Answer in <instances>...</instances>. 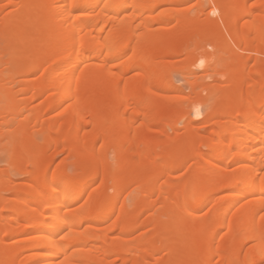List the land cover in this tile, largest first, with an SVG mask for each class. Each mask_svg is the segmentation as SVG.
Segmentation results:
<instances>
[{
    "label": "bare ground",
    "instance_id": "bare-ground-1",
    "mask_svg": "<svg viewBox=\"0 0 264 264\" xmlns=\"http://www.w3.org/2000/svg\"><path fill=\"white\" fill-rule=\"evenodd\" d=\"M0 264H264V0H0Z\"/></svg>",
    "mask_w": 264,
    "mask_h": 264
},
{
    "label": "rangeland",
    "instance_id": "rangeland-1",
    "mask_svg": "<svg viewBox=\"0 0 264 264\" xmlns=\"http://www.w3.org/2000/svg\"><path fill=\"white\" fill-rule=\"evenodd\" d=\"M194 2H195V1L191 2V4H190V3L187 4V6H191L192 3H194ZM164 7L167 8V7H169V6L166 5V6H164ZM164 7H162V8H164ZM177 76H178V77H177ZM177 76H174V77H175V81H176V83H177L178 85H180V86L183 85L184 90H185L186 92H188V91H189L188 86H187V85L184 86V84L182 83L183 81L181 80L180 76H179V75H177ZM208 81H211V79H209ZM185 87H186L187 89H186ZM206 93H207L206 91L202 92L201 94L199 93L200 96H202V94H203L202 97L199 96V99L204 98L205 95H207ZM199 94H198V95H199ZM198 95H197V96H198ZM172 135H173L174 137H176V136H177V132H176V131H173V132H172ZM61 155H62V154H61ZM61 155H59L60 158L63 157V155H62V157H61ZM60 158H59V159H60ZM11 160H12V159H11ZM11 160H10V162H11ZM13 160H15V159L13 158ZM13 160H12V161H13ZM8 162H9V161H8ZM6 164H7L6 162H5L4 164L2 163V166H5ZM10 164H12V162H11ZM10 164H9V166H10ZM6 166H8V164H7ZM6 166H5V167H6ZM11 166H12V165H11ZM11 166H10V167H11ZM12 167H13V166H12ZM12 173H13V176H14L15 178H17V176H16V175H17L16 171H13Z\"/></svg>",
    "mask_w": 264,
    "mask_h": 264
}]
</instances>
